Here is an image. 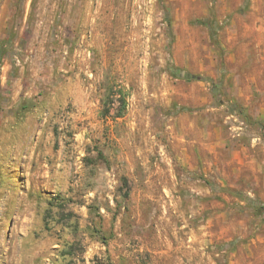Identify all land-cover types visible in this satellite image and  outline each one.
<instances>
[{
    "label": "rangeland",
    "instance_id": "rangeland-1",
    "mask_svg": "<svg viewBox=\"0 0 264 264\" xmlns=\"http://www.w3.org/2000/svg\"><path fill=\"white\" fill-rule=\"evenodd\" d=\"M0 264H264V0H0Z\"/></svg>",
    "mask_w": 264,
    "mask_h": 264
},
{
    "label": "trees",
    "instance_id": "trees-1",
    "mask_svg": "<svg viewBox=\"0 0 264 264\" xmlns=\"http://www.w3.org/2000/svg\"><path fill=\"white\" fill-rule=\"evenodd\" d=\"M118 98H119V100L122 102V99H121L122 97L120 96V97H118ZM123 105H124V104H123ZM120 108H123V106H121ZM120 108H119V110H120ZM119 112H120V111H118V114H119V115H117V116H120V115H121V113H119Z\"/></svg>",
    "mask_w": 264,
    "mask_h": 264
}]
</instances>
